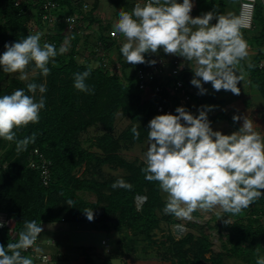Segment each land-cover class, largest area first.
<instances>
[{"label": "trees", "instance_id": "trees-1", "mask_svg": "<svg viewBox=\"0 0 264 264\" xmlns=\"http://www.w3.org/2000/svg\"><path fill=\"white\" fill-rule=\"evenodd\" d=\"M48 1L55 4L51 10L45 8ZM194 1L195 15L211 11L214 6L223 14L228 6L225 0ZM99 2L100 0H95L89 6L84 0H0V54L5 51V43L42 32L48 26L43 19L48 12L56 14L58 19L47 34L43 33L41 43L51 42L59 49L67 40L64 45L70 48L65 54L56 57L54 62H50L51 72L47 77L41 76L37 70L30 80L21 81L18 79L19 75L4 73L0 69V96L11 94L18 88L27 91L28 82L46 83L47 86L44 94L46 106L40 112L39 123H30L17 131L18 139L35 133V143L29 144L26 151L18 154L14 142L0 138V211L5 212L9 220H16L17 233L23 230L25 221L31 220L41 223L42 227L46 222L88 223L94 229L121 234L118 242L126 252L142 251L143 258L148 257L146 252L149 246L160 243L163 250L158 252V256L168 264H226L225 259L229 256H238L248 264H256L260 252L264 250V226L261 224L264 218V195L235 215L232 224L224 223L230 214H222V223L217 222V226L227 230V233L220 234L224 249L219 253H214L211 236L202 228L198 235L188 232L177 238L169 230L159 242L155 239V230L161 228L163 218L160 214L164 213L166 200L158 183L145 180L141 172L143 160H129L121 150L146 142L149 121L155 115L165 113L159 112V105H171V113L176 114V107L183 106V96L180 91H173L172 83L175 78L167 77L161 92L151 98H143L138 73L152 65L142 63L133 66L125 62L120 52V42L111 37L110 31L106 32L108 27L95 15ZM114 2L118 16L121 9L131 10L139 1ZM69 15H77L79 19L86 20V28L99 24L96 46L92 48L93 59L98 61L97 66H93L90 60L78 59L79 42L84 34L77 30L67 33L65 18ZM33 22L39 26L36 32L32 30ZM241 30L250 31V34L244 36L249 44L256 46L251 60L242 61L241 65L262 97L264 108V18L261 23V20L256 19L255 13L253 29ZM99 46L103 48L100 54L97 53ZM114 46L119 49V57L115 62L120 63L122 75L114 70V64V68L108 66L109 59L115 63L109 53ZM161 55L164 56V53ZM145 58L153 60L152 54H145ZM249 63L252 67H248ZM33 67L34 63L29 65L28 73L33 72ZM88 67L92 68L86 81L94 89L91 94L80 92L74 87V74L83 72ZM192 76L193 73L186 68L179 79L183 80L186 93L190 96L185 105L194 115H198V110L203 105L224 103V100L217 98V92L209 93V83L204 84L207 92L199 94V90L190 83ZM39 96L37 93V99ZM192 102L196 103V107ZM119 114L129 118L130 124L116 136L114 130ZM208 118L211 126L218 121L227 120L236 128L241 127L224 111L208 114ZM133 124L138 125L140 131L138 140H134L131 133ZM94 126H101L105 132L92 143L96 147L92 150V146H83L81 135ZM36 149L39 154L34 153ZM32 160L36 161L37 167L30 166ZM44 160L49 169L47 185L44 183L43 170L40 169ZM104 166L122 172L105 177L102 171ZM82 168L81 174H78ZM119 177L132 184V189H113L112 183ZM83 191L94 193L96 200L85 199L80 194ZM137 195L147 197L141 209L136 204ZM68 199L75 204L69 206L66 203ZM86 209L93 210L92 221L87 219L84 212ZM163 217L174 221L175 216ZM0 231L7 236L5 240L0 238V243L13 242L14 233H10L8 225L0 228ZM86 249L83 247L86 264H96ZM110 251L112 252L111 249ZM27 254L33 257L31 252L24 253ZM100 264H112V256L108 254Z\"/></svg>", "mask_w": 264, "mask_h": 264}, {"label": "clouds", "instance_id": "clouds-1", "mask_svg": "<svg viewBox=\"0 0 264 264\" xmlns=\"http://www.w3.org/2000/svg\"><path fill=\"white\" fill-rule=\"evenodd\" d=\"M193 8L194 0L138 2L131 10L119 11L112 35L123 37L120 52L127 64L155 65L157 61L146 60L145 54H158L162 49L165 54L187 62L193 72L190 83L199 94H205L204 84L211 83L217 92L225 90L239 95L238 84L245 82L241 62L249 55V44L241 29L249 25L231 12L219 13L215 6L193 17ZM213 20L216 22L212 23ZM42 36V32H36L5 43L0 69L8 74L18 73L19 80L28 81L27 69L34 63L33 72L38 70L43 77L50 75V62L68 48L63 44L57 49L54 43H41ZM183 66L182 63L180 67ZM248 67H252L251 63ZM91 72L88 67L74 74L75 89L85 94L94 92L86 82ZM26 89L18 88L0 96V138L14 142L18 154L35 143L36 134L18 139L17 131L30 123H39L40 112L46 106V83L28 82ZM214 107L203 105L198 115H194L178 106L176 114L155 115L147 127V150L141 172L145 180L158 183L167 194L165 214L191 219L197 210L220 209L216 215L220 218L224 216L221 213L230 214L224 223L232 224L231 216L240 214L264 195V133L257 131L247 117L231 134L214 130L208 118ZM239 120V115L233 116L234 122ZM131 133L134 140L140 138L138 125H132ZM132 187L123 177L112 183L113 189ZM66 203L75 204L71 199ZM84 212L89 221L94 219L92 209ZM5 223L0 220V227ZM42 231L36 220L25 221L13 242L6 246L0 243V264H35V259L42 264L50 263L51 259L48 262V256L36 246ZM105 245L108 246L107 242ZM29 249L34 250L35 258L24 255ZM256 264H264V256L258 257Z\"/></svg>", "mask_w": 264, "mask_h": 264}, {"label": "rangeland", "instance_id": "rangeland-1", "mask_svg": "<svg viewBox=\"0 0 264 264\" xmlns=\"http://www.w3.org/2000/svg\"><path fill=\"white\" fill-rule=\"evenodd\" d=\"M84 1L88 3L89 6H91L95 0H84ZM137 1H139V3H144L143 0H137ZM180 2L182 3V0H180ZM225 2H228V6L225 8V13L223 14L231 12L235 16H237V12L239 11L240 0H225ZM263 4L264 3L262 0H258L255 11L256 19L258 21L261 20V23L263 22V18H264ZM195 9H196V3L194 1L193 10ZM193 10L191 12V15L195 17L197 15H195ZM95 15L102 20L105 26L108 27V30H106V32L109 33L110 31L111 37H113L112 26L114 21L118 19L117 8L114 0H100L98 8L95 10ZM258 17L260 19H258ZM215 22H216L215 20L212 21V23ZM81 23L85 24V27L80 33L84 35L82 36L81 42H79L80 53L78 54V59L80 61L90 60L93 66H97L98 61L93 59L92 48L93 47L95 48L96 46L95 43L97 41V31L100 28V26L98 23H95L93 27L86 28L87 21L81 20ZM83 26L84 25H82L81 27ZM52 27L53 26L46 25V27L42 29V33L47 34V32H49ZM257 28H258V23H257ZM32 30L35 32L39 30V26L34 22L32 23ZM241 31L243 32V36L250 32L246 30H241ZM115 38L120 42V44L124 42L123 37L120 35H118V37ZM244 38L247 41L245 36ZM66 42L67 40L64 41L63 45L66 44ZM67 48L69 51L70 48L69 47ZM102 49L103 48L99 46V48H97L98 50L97 53L98 54L102 53L103 52ZM248 52L249 55L246 60L247 62L251 60L252 55L256 52V46L249 44ZM109 53H111L110 57L115 62V60L118 59L119 57L118 47L114 46L109 50ZM162 53L164 52L161 49L158 54H152L153 59L169 61L171 58L175 57L173 55H168L165 53L164 56H162L161 55ZM108 63H109L108 65L109 67L114 68L115 65L114 70L118 72L120 75H122L119 62L112 63L111 59H109ZM183 64H184V69L188 68L192 72L187 62L183 61ZM262 65H264V60L262 61ZM34 73L35 72L28 73L29 80L32 78ZM15 74L19 75L18 73ZM209 84H210L209 93L217 92L212 88L211 83ZM238 87H240L241 89L239 95H234L231 91H225V90L218 91L217 98L220 100H224V103L213 105L215 106L214 109L212 111H209L208 114H216L217 112L224 111L225 113L230 114L232 119L234 115H239L240 120L237 122L241 126L243 124L244 117H247L249 120L253 121L254 128L257 131H261L262 133H264V108H263L262 97L259 95L255 87L249 81L246 74H245V82L243 83L241 81L238 84ZM141 94L144 99H148L152 96L151 92L148 90H144V91L142 90ZM182 102H183V106L190 111V109L185 105V102L184 101ZM192 105L196 107L195 102H192ZM129 124H130V119L123 117L121 114H119L117 117L114 134L118 136ZM212 128L214 130H220L225 134H231L233 131L238 130V128L233 126L227 120H221L216 122L212 126ZM104 132L105 131L101 126L91 127L87 132H84L81 135L83 146L86 148L92 146L90 148L92 150H95L96 147L93 146L92 143L95 141V139L98 136L102 135ZM146 150H147V141L142 144H135L128 149L125 148L121 150V153L129 160H135V159L143 160ZM82 170L83 168L79 170L78 174H81ZM102 171L105 177H109L113 175L112 173L119 174L120 172H122V170H116L109 166H104ZM80 194L87 200L90 201L96 200V195L94 193L83 191L80 192ZM162 195L163 198L166 200L167 194L162 192ZM218 211L221 210L214 209L211 212L197 210L192 213L191 219L179 218L175 216L174 221H168L163 217V216H167L168 214L162 213L160 214V216L163 218L161 222V228L155 230V239H157V241L159 242V239L163 238L162 236L164 234H167L169 230H172L173 234L177 238L184 236L188 232H194L195 234L198 235L199 230L202 228L205 233L210 234L211 236L210 238L213 242L212 248L214 250V253H219L224 249L222 248V239L220 237V234L221 233L223 235L226 234L227 230L217 226V222L222 223L221 217L219 218L216 215V212ZM244 213L247 214L246 212ZM215 216L216 218H214ZM234 219H235L234 216H231V221H233ZM261 221H262L261 224L264 226V218H262ZM120 237L121 234H118L116 231L108 232L102 229H94L90 225H88V223L81 224V223L46 222L43 224V231L39 235V242L37 243V246H40V244H46L47 240L49 239L51 240L53 238L56 241V246L62 247L60 249L58 248V251L62 252V255L48 264H57L58 262L62 264H86L85 255L83 253V247L87 248L86 251L90 253L96 264H100L101 262H103V260L106 258V256H108V254L112 256V264H168L158 256V252L163 250V246L160 243L149 246L146 252V255L148 257L143 258L142 251H136V252L130 251L129 253L126 252L124 246H122V244L118 242V239ZM0 238L1 240H5L7 236L5 235V233L0 231ZM103 240L107 242L108 246L103 244L102 242ZM4 245L6 246L7 243H5ZM107 249L109 250L111 249L112 252L111 251L108 252ZM260 253H261L260 256H264V250L261 251ZM27 255L30 256V254ZM207 256H210V254H208ZM225 262L226 264H248L245 260H243L241 257L238 256H229L225 259Z\"/></svg>", "mask_w": 264, "mask_h": 264}, {"label": "built area", "instance_id": "built-area-1", "mask_svg": "<svg viewBox=\"0 0 264 264\" xmlns=\"http://www.w3.org/2000/svg\"><path fill=\"white\" fill-rule=\"evenodd\" d=\"M257 1L258 0H240L238 18H240L245 24L249 25L248 27L242 28V29H253ZM262 1L264 3V0ZM54 6L55 4L51 1H48L45 4V8L50 9V10ZM43 19L48 23V26H54V23L57 21L58 17L56 14L52 12H48L44 14ZM65 22L67 24V27H66L67 33H70L74 30H77L79 33H81L83 28L85 27V24L81 23V19H79L77 15L67 16L65 18ZM82 25L84 26L81 27ZM113 37H118V35L113 36ZM156 61H157L156 64L152 65L150 68L139 71L138 75H139V81H140V88L143 91L144 90L150 91L152 94L151 97H153L155 94H158L159 92L163 90V84L166 85L165 81H167V77H174L176 81L174 80V82L172 83L173 91L175 92L180 91L181 92L180 94L183 96L182 101L186 103L189 100L190 96L186 93L187 89L184 88L183 80L179 79L181 74H183V69H184V66L182 68L180 67V65L183 63L182 58L175 56L171 58L169 61L168 60H157V59ZM158 110L159 112L171 113L172 107L171 105L167 106V105L160 104L158 107ZM34 153L39 154V150L36 149ZM30 166L37 167L36 161L32 160L30 163ZM40 169L43 170L44 183L47 185L49 182V179H48L49 169H48V165L46 164L45 160L43 164L40 166ZM146 200H147L146 196L137 195L136 204L139 209H141L142 205L145 203ZM0 220H3L4 222H6L4 226L8 225L9 219L5 212L0 211ZM38 242H39V238L37 239L36 246ZM103 243L106 244V241L104 240ZM107 250L108 252L110 251L109 249ZM27 252H31L33 257L34 258L36 257V253L34 252L33 249H29ZM45 255L48 256L49 258L48 262H49L51 259L50 256L48 254H45Z\"/></svg>", "mask_w": 264, "mask_h": 264}, {"label": "crops", "instance_id": "crops-1", "mask_svg": "<svg viewBox=\"0 0 264 264\" xmlns=\"http://www.w3.org/2000/svg\"><path fill=\"white\" fill-rule=\"evenodd\" d=\"M63 223H65V222H63ZM37 247H40L42 249L43 254L51 255L54 260H55V258H58L59 256L62 255V252L58 251V248L60 249L62 247H57L56 246V241L53 238L51 240L50 239L47 240L46 244H40V246H37ZM35 264H42V263L39 262L37 259H35Z\"/></svg>", "mask_w": 264, "mask_h": 264}, {"label": "water", "instance_id": "water-1", "mask_svg": "<svg viewBox=\"0 0 264 264\" xmlns=\"http://www.w3.org/2000/svg\"><path fill=\"white\" fill-rule=\"evenodd\" d=\"M16 224H17V222H16L15 219H10V220L8 221V227H9V229H10V233H11V234L14 233V238H16L17 235H18L17 231H15Z\"/></svg>", "mask_w": 264, "mask_h": 264}]
</instances>
